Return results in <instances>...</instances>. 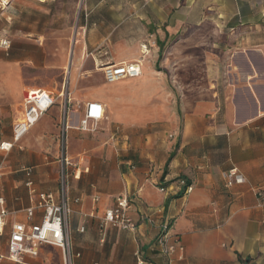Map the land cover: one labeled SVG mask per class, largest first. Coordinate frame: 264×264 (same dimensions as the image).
<instances>
[{
    "label": "crops",
    "instance_id": "crops-1",
    "mask_svg": "<svg viewBox=\"0 0 264 264\" xmlns=\"http://www.w3.org/2000/svg\"><path fill=\"white\" fill-rule=\"evenodd\" d=\"M209 25L216 40L207 37ZM79 27L67 54L54 51L58 45L41 48L51 68L68 71L72 65L69 74L76 78L87 64L99 71L140 62L148 65L146 71L142 67L144 77L169 75L170 66L179 72L180 64L199 58L211 99L208 104L198 98L185 101L181 133L174 119L126 125L122 131L112 122H103L100 132L70 131L69 155L80 169V176L70 180L73 264H264V0H85ZM158 65L167 72H157ZM63 74L55 79L60 89ZM51 89L58 87L33 85L11 71L0 75V144L13 143L28 92L54 93ZM189 90L203 96L200 88ZM88 102L101 103L107 111L99 100ZM61 117L55 105L14 144L3 164L0 152V212L8 213L0 255H8L14 224L42 222V210L31 221L26 214L41 195L59 200ZM27 167L34 169L32 190L23 171ZM234 168L245 182L228 187L226 175ZM122 195L131 199L133 219L149 215L169 222L171 234L185 247L183 259L163 255L156 244L158 230L147 223L135 232L106 228L109 252L99 248L101 218ZM33 245L38 256L6 261L30 264L27 259L47 252L62 263L60 248Z\"/></svg>",
    "mask_w": 264,
    "mask_h": 264
},
{
    "label": "rangeland",
    "instance_id": "rangeland-1",
    "mask_svg": "<svg viewBox=\"0 0 264 264\" xmlns=\"http://www.w3.org/2000/svg\"><path fill=\"white\" fill-rule=\"evenodd\" d=\"M84 3L85 0H46L45 4L41 3V0H0V38L10 41L8 50L0 48V75L11 71L33 85L58 87L57 91L51 89L56 95L65 89L73 103L80 105L76 108L82 113L87 101L91 99L106 104V119L98 124L93 133L102 130L103 122H112L122 131L126 125L150 126L173 119L181 133L185 101L198 98L207 100L206 104H208L207 102L211 99L207 91L208 82L203 77L204 67L199 62V58L194 59L195 64L187 63L185 66L180 64V71L176 73L170 66L169 75L157 73L155 76L145 75L135 80L125 79L115 84H107L102 70L97 71L90 64L84 66L83 73L73 78L69 74L72 65L68 71L55 70L43 61L41 48L47 50L46 45H58L60 47L53 50H61L64 54H67L70 48L72 50L74 41L80 36L79 21ZM211 29L209 25L207 33L209 41L216 40ZM165 50L166 48H162V51ZM26 52H31L32 58L24 59ZM142 67L146 71L148 65L142 64ZM156 69L157 72H167L163 65H158ZM188 69L192 78L187 77ZM62 71L64 74L60 89L55 79ZM1 84L5 82L1 81ZM191 88H200L203 96L190 95ZM64 103V98L58 99L57 105L61 109V114ZM98 245L99 248L109 252L108 237L105 236V229L102 226L98 228ZM89 252L90 257L96 258L95 249H90ZM48 254L45 252L37 259H27V262L63 264V253L61 254L62 263L56 261L55 254L51 256ZM0 264L15 263L0 260Z\"/></svg>",
    "mask_w": 264,
    "mask_h": 264
},
{
    "label": "built area",
    "instance_id": "built-area-1",
    "mask_svg": "<svg viewBox=\"0 0 264 264\" xmlns=\"http://www.w3.org/2000/svg\"><path fill=\"white\" fill-rule=\"evenodd\" d=\"M0 48L8 50L10 41L0 38ZM101 70L107 84H115L125 79H138L143 73L140 62L107 65L103 66ZM33 93L32 91L28 92L24 102L23 119L13 127V143L0 144V152L4 154L1 164L6 160L14 144L18 143L45 114L58 104L59 98H64L65 103L62 106V117L59 122L57 136L56 161L58 163L59 200L55 202L52 195L43 194L36 207L26 210L28 221L33 219L37 209L42 210L44 212L42 222L32 224L29 227L24 224H14L9 237L8 255H0V260L9 259L14 262H20L24 255L36 257L38 256V250L33 244H45L56 246L62 250L63 264H73L74 256L70 244L69 221L74 211L70 194V180L72 177L80 176V169L79 165L69 155V133L71 130L94 132L98 124L106 119L105 106L97 102H88L82 113L76 108V106L80 107V105L73 103L72 99L66 94L65 89L57 95L43 90H36L35 95ZM23 171L27 177V187L32 190L34 186L32 179L34 169L27 167ZM226 181L227 186L232 187L235 184L244 183L245 179L234 168L227 173ZM180 184L186 186L185 181H181ZM165 190L161 188V192H165ZM95 201L98 202L99 198H96ZM0 205H4V201L1 198ZM131 206V199L128 196L117 197L114 207L107 209L101 218L102 227L104 229L110 227L135 232L140 223H147L158 230L156 244L163 255L168 257L177 255L180 259H183L185 247L179 244L171 234L169 222H158L149 215L142 217L140 220H135L129 214ZM7 216V211L2 209L0 212V237L4 235L5 218ZM91 218L93 217L91 216ZM80 232H85V225L80 229ZM79 256L77 255V257ZM139 263L142 264V261L139 260Z\"/></svg>",
    "mask_w": 264,
    "mask_h": 264
},
{
    "label": "bare ground",
    "instance_id": "bare-ground-1",
    "mask_svg": "<svg viewBox=\"0 0 264 264\" xmlns=\"http://www.w3.org/2000/svg\"><path fill=\"white\" fill-rule=\"evenodd\" d=\"M36 93H33V95H35Z\"/></svg>",
    "mask_w": 264,
    "mask_h": 264
}]
</instances>
